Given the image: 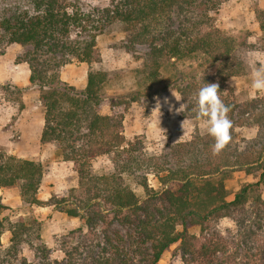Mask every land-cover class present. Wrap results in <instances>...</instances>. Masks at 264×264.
<instances>
[{
	"label": "trees",
	"instance_id": "obj_1",
	"mask_svg": "<svg viewBox=\"0 0 264 264\" xmlns=\"http://www.w3.org/2000/svg\"><path fill=\"white\" fill-rule=\"evenodd\" d=\"M223 1L111 0L95 14L81 9L79 0H0V54L9 44L21 47L16 60L27 64L29 86L42 108L40 142L55 144L77 173V187L52 197L54 206L80 220L78 235L64 247L63 264H158L174 243L185 264H264V93L226 104L232 141L218 156L212 154L214 139L199 131L166 145L161 155L137 152L119 130L121 117L101 113L112 79L100 68L95 39L115 24L125 33V51L142 59L146 82L158 80L165 62L199 55L222 79L243 74L239 44L214 25L212 13ZM255 15L264 36V9L257 8ZM73 59L89 65L81 89L60 77ZM204 82L210 83L207 77ZM196 85L188 81L179 89L184 100ZM23 90L0 83L6 96L17 94L18 110ZM129 99L136 100V93ZM193 107L188 103L186 110ZM243 126L257 128L256 136L239 138L235 128ZM102 154L112 167L97 174L91 161ZM151 168L164 172L160 187L147 182ZM237 170L256 179L227 199L225 179ZM43 173L41 162L0 149V188L18 186L25 205L44 203L37 195ZM222 218L233 227L222 232ZM36 222L34 217L8 222L7 251L28 244L41 254L39 264H50Z\"/></svg>",
	"mask_w": 264,
	"mask_h": 264
},
{
	"label": "rangeland",
	"instance_id": "obj_2",
	"mask_svg": "<svg viewBox=\"0 0 264 264\" xmlns=\"http://www.w3.org/2000/svg\"><path fill=\"white\" fill-rule=\"evenodd\" d=\"M79 2L81 9L96 14L109 6L111 0H79ZM257 8L264 9V0H225L212 13L214 25L233 37L239 44L236 52L243 65V74L229 76L226 79L215 75L209 63L199 55L180 61L165 62L159 70L158 80L146 82L141 72L142 59L133 58L122 46L125 41V33L121 31V28L115 24L105 32L98 34L95 41L102 59L100 68L106 71L112 79L111 85L106 90V98L101 105V113L121 117L122 124L119 130L122 136L134 142L135 149L140 153L154 154L153 150L157 152L160 150L159 127L165 130L164 149L168 144L191 139L195 131L207 132L204 121L197 119V92L202 86V77L203 81L207 77L210 83H218L220 96L225 104L231 101L243 103L263 94L254 92L251 88L253 66L264 64V36L261 34L256 19L255 10ZM11 47H19L18 54L13 59L9 56L3 58V64L6 66L11 65L12 62L14 64L23 63L16 60L21 53V47L16 44L5 46L1 50V54L13 52ZM88 69L87 63L73 59L61 68L60 77L68 84L81 89L85 86ZM188 81H196V88L188 94L187 100L182 98L177 101L174 96L182 97L179 89H182ZM2 82L10 81L0 80V83ZM30 87L29 85L23 87L24 90L20 96L21 102L24 106L25 96L27 106L42 112L38 93L35 87L31 89ZM29 89L36 91V99L34 97L32 99V96L27 94ZM135 93L137 99L130 100L129 97ZM17 97V94L6 96L0 92V109L3 110V107L10 105L13 113L7 121L1 123L2 130H5L9 141L19 143L21 141L20 134L10 126L20 111L17 107ZM165 98H167V104L164 103ZM157 100L161 103L160 111L162 113L159 117V127L156 123L157 112L153 110ZM6 102L8 103L5 104ZM188 103L194 106L191 111L186 110ZM181 104L185 106L183 110L179 109ZM169 105H171V110H169ZM245 127L235 128L239 138L256 136L257 128L248 129ZM6 145H10V143ZM3 146L0 145V149L7 153ZM19 146L22 149L26 148L23 145ZM20 154L25 156V159L36 160L43 165L44 173L37 195L44 203L39 206H27L20 199L18 186L0 188V222L4 227L0 235V264H22L23 260L26 264H39V261L43 260L41 254L34 251L33 247L28 244H22L7 251L11 237V232L7 229L8 222H12L18 217L27 221L30 220V217L36 219L38 222H36L38 228L36 230L40 235L39 242L46 246V257L50 264H63L66 262L64 247L70 245L69 241L72 236L78 235L75 230L80 226V220L68 216L59 207L54 206L52 197L64 195L67 189L77 187V173L70 162L61 159L53 143L40 142L38 147L32 146V151L24 153L20 151ZM91 164L97 174L106 172L112 167L111 158L105 154L92 159ZM152 169L146 174L147 182L153 188L160 187L162 184L159 179L164 175V172L157 173ZM255 179L253 175L246 174L244 171H233L225 179V187L228 191L227 199H231L242 184ZM126 180L132 189L141 194V189L131 178ZM260 192L264 199V182L261 184ZM232 227L233 223L228 218H222L218 223V228L222 232L226 228ZM178 245V243L170 245L162 254L158 264H185L181 259Z\"/></svg>",
	"mask_w": 264,
	"mask_h": 264
},
{
	"label": "clouds",
	"instance_id": "obj_3",
	"mask_svg": "<svg viewBox=\"0 0 264 264\" xmlns=\"http://www.w3.org/2000/svg\"><path fill=\"white\" fill-rule=\"evenodd\" d=\"M254 70L251 73V88L254 92L264 93V64L260 66H253ZM202 79V86L197 92V119L204 121V127L207 134L214 139L212 145V154L218 156L225 150V148L231 143L232 135L231 129L233 128V122L229 118L230 107L227 106L221 99L218 83H205ZM177 101L182 99L181 96H174ZM164 103H168L165 98ZM184 104L180 105L181 110L184 108ZM161 103L159 100L156 102V106L153 110L157 112V126L159 127V117L162 115ZM171 110V105H169ZM178 110V109H177ZM159 137V151H154V154L161 155L164 150V144L166 140L165 130L160 128Z\"/></svg>",
	"mask_w": 264,
	"mask_h": 264
},
{
	"label": "crops",
	"instance_id": "obj_4",
	"mask_svg": "<svg viewBox=\"0 0 264 264\" xmlns=\"http://www.w3.org/2000/svg\"><path fill=\"white\" fill-rule=\"evenodd\" d=\"M11 48L13 52H10L8 54L4 52L0 54V80L10 81L11 83L22 88L26 87L29 85L28 82L29 70L27 64L25 62L17 63V64H14L12 62L11 65H6V66L3 64V58L9 56L10 58L13 59L15 56H17L18 54L17 50L19 49V47H11ZM32 87L33 86H31L30 89ZM27 94L30 97L32 96V99L33 97L34 99H36L35 97H37V93L34 90H30L29 93ZM7 103L8 102H6L5 104ZM2 109L3 110L0 109V145H4L3 147H5V149L7 150V153L14 154L21 158H25V156H22L20 154V151L23 153L30 152L32 151V146L38 147L40 145V133L43 126V113L35 111L31 107L27 106L24 96V106L19 111L18 116L14 119V121L10 125L15 130V132L20 134L21 141L17 143V142L9 141L8 137L5 134V130H2L1 127L2 125L1 123H4L12 116L13 114L12 107L10 105H7V107H3ZM9 143L10 145H6ZM19 145H23L26 148L22 149L21 146Z\"/></svg>",
	"mask_w": 264,
	"mask_h": 264
}]
</instances>
